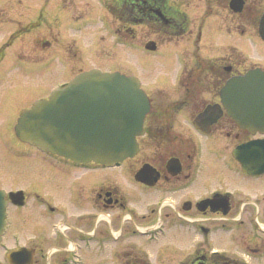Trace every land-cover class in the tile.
<instances>
[{"label":"flooded vegetation","instance_id":"1","mask_svg":"<svg viewBox=\"0 0 264 264\" xmlns=\"http://www.w3.org/2000/svg\"><path fill=\"white\" fill-rule=\"evenodd\" d=\"M202 1L220 27L255 31L264 41V0L237 8ZM167 4L187 14L177 36L185 34L191 16L174 0ZM152 9L163 23L170 19L165 8ZM136 23L152 28L128 21ZM17 30L0 45V264H264V166L245 170L233 154L238 144L264 139V125L240 124L220 100L231 77L264 64L237 48L212 57L194 49V62L177 75L180 94L155 101L147 92L134 154L112 164L75 161L16 133L20 111L54 86L24 91L6 83L12 62L3 63L4 45Z\"/></svg>","mask_w":264,"mask_h":264},{"label":"rangeland","instance_id":"2","mask_svg":"<svg viewBox=\"0 0 264 264\" xmlns=\"http://www.w3.org/2000/svg\"><path fill=\"white\" fill-rule=\"evenodd\" d=\"M174 1L192 22L185 34L165 37L144 24L128 27L108 10L106 0H0L5 20L0 45L15 30L22 32L4 45L3 63L12 62L6 83L24 91L43 90L67 82L79 68L96 66L138 75L153 100L164 101L180 94L177 75L194 62V49L212 57L237 48L251 63L264 64V41L255 31L241 34L220 27L202 0ZM149 39L156 40V49L145 46ZM204 94L213 98L211 92Z\"/></svg>","mask_w":264,"mask_h":264},{"label":"water","instance_id":"3","mask_svg":"<svg viewBox=\"0 0 264 264\" xmlns=\"http://www.w3.org/2000/svg\"><path fill=\"white\" fill-rule=\"evenodd\" d=\"M242 0H231L240 7ZM259 32L264 38V13ZM155 48L154 40L146 43ZM222 101L240 124L264 125V71L252 69L230 79L222 90ZM149 98L134 74L93 67L80 71L64 86L55 87L48 98L23 108L15 125L17 134L42 148L77 161L108 164L132 155L136 134L143 131ZM233 154L245 170L264 166V139L240 145ZM143 170V169H142ZM141 170V172H142ZM0 190V231L4 216Z\"/></svg>","mask_w":264,"mask_h":264},{"label":"trees","instance_id":"4","mask_svg":"<svg viewBox=\"0 0 264 264\" xmlns=\"http://www.w3.org/2000/svg\"><path fill=\"white\" fill-rule=\"evenodd\" d=\"M167 2L168 0H109L108 4L111 12L124 22L144 21L163 35H179L187 30L189 18L185 12ZM152 7L165 8L170 19L163 23Z\"/></svg>","mask_w":264,"mask_h":264}]
</instances>
